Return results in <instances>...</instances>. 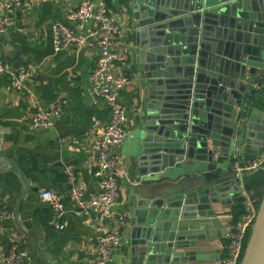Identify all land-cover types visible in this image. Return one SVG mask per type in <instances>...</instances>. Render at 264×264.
Instances as JSON below:
<instances>
[{"label":"crops","instance_id":"crops-1","mask_svg":"<svg viewBox=\"0 0 264 264\" xmlns=\"http://www.w3.org/2000/svg\"><path fill=\"white\" fill-rule=\"evenodd\" d=\"M81 1L23 0L13 13L11 27L0 31V53L5 63V57L10 56L12 67L25 64L35 67L37 71L35 80L21 92L13 91L6 78L0 79V154L12 160L19 168L30 189L20 199V175L13 168L3 169L0 166V203L11 214L6 227L0 231V264H3L10 244L15 240L20 242L25 253L21 264H95L96 239L111 233L119 236L120 246L110 264L130 262V248L136 240L129 235L127 225V219L133 213L137 201L135 194L132 197V192L140 188L137 183L139 172L142 174L144 168L148 167L141 166L139 162L153 163L156 158L153 153L155 144L150 140L152 136L148 138L144 129L145 111L149 102L147 92L153 90L150 89L153 80L149 78V72L140 63L141 59L135 51L134 14L131 10L126 12L132 6V0H105L114 21L125 28L115 46L125 56L126 62L113 66L112 70L129 77L128 85L120 93V102L127 113L128 136L113 150L117 156V169L121 173L118 179V201L111 208L90 218L77 216L65 196L67 185L64 167H74L85 200L100 195L93 174L96 170L98 140L110 115L104 101L93 97L89 89V75L97 57L94 40L91 38L82 49L71 47L59 53L53 50V26L57 23L70 25L66 17L76 10ZM90 1L98 3L100 0ZM2 2L0 0V17L3 14ZM251 11L256 16H263L264 4L259 5L256 13ZM182 26H176L174 30L186 31L187 26ZM243 27L239 24L227 26L223 37L228 43L234 44L239 30L242 43L248 39L252 42L253 33H244L249 28L244 30ZM92 30L93 27L88 24L83 32L90 35ZM171 32V29L159 30L162 36H157V41L164 47H173L177 39ZM145 39L151 41L150 37ZM171 54L174 60L183 57V54L174 51ZM252 85L259 87L258 90L254 89L251 96L252 107L263 115L252 114L250 128L247 124L248 127L243 131V148L246 143L250 145L245 157L251 159L256 155L257 143L264 137V71L256 76ZM59 96L66 101V105L63 115L56 120L53 128H32L30 118L34 107H45ZM203 98L204 101L210 99L206 94ZM239 179V183L246 190L251 188L248 191L254 194L260 189L255 183L260 180L264 182V167ZM168 182L164 180L161 184ZM47 190L64 198L67 214L63 231L48 226L51 205L40 197ZM214 198L217 202L209 205L205 211L197 203L189 207L187 213L191 218L183 221L190 226L184 243L190 244L193 241L196 247L190 252L201 255V260L195 261V264H220L226 254L225 238L234 221L233 212L237 207L241 210L240 198L234 192L231 195L229 192L215 193ZM165 199L163 193L147 200L163 202ZM200 211L215 214V218L210 219L213 224L200 226ZM158 254L155 256L157 259L160 257Z\"/></svg>","mask_w":264,"mask_h":264},{"label":"water","instance_id":"water-1","mask_svg":"<svg viewBox=\"0 0 264 264\" xmlns=\"http://www.w3.org/2000/svg\"><path fill=\"white\" fill-rule=\"evenodd\" d=\"M262 4L264 0H132L127 9L134 14L136 54L153 80V90L147 92L144 129L148 138L152 136L156 157L153 163L139 162L148 167L139 172L140 188L132 192L137 201L127 225L136 240L129 264L200 261V254L190 252L196 247L194 242L184 243L190 226L183 221L191 218L189 207L197 203L205 211L217 202L215 193L238 194L236 160L251 163L264 155V137L252 159L245 157L250 145L243 148L242 140L251 115H263L251 100L252 82L264 71V15L256 16L251 10L256 13ZM181 24L187 26L186 31L174 30ZM231 24L249 28L243 32L253 33L252 42L242 43L238 30L237 42L228 43L223 36ZM162 29H171L177 39L173 47L157 41ZM149 37L151 41L145 39ZM173 51L183 54L182 59H171ZM5 59L11 66L10 56ZM205 94L210 99L204 101ZM0 166L20 175L22 199L30 190L26 177L2 154ZM164 180L169 182L161 184ZM163 193V202L147 200ZM198 217L200 226H206L213 224L210 219L215 214L201 212ZM240 264H264V193Z\"/></svg>","mask_w":264,"mask_h":264},{"label":"built area","instance_id":"built-area-1","mask_svg":"<svg viewBox=\"0 0 264 264\" xmlns=\"http://www.w3.org/2000/svg\"><path fill=\"white\" fill-rule=\"evenodd\" d=\"M23 0H3V14L0 17V31L8 29L13 24V13ZM66 20L70 25L57 23L52 28V46L55 53L65 51L71 47L82 49L89 40H94L97 50L95 65L89 75V89L93 97L101 99L109 108V120L104 126L96 153V170L94 177L97 180L100 195L92 200H85L78 183L75 169L71 165L64 167L66 179V198L72 204V209L77 216L90 218L111 208L119 199V177L121 173L117 169V156L114 148L120 146L127 138L126 130L127 113L120 102V93L129 83V77L125 73H115L113 66H120L126 62L125 56L116 49V43L121 38L125 28L117 24L110 14L105 0L98 3L90 0H82L76 10L70 12ZM93 27L90 35H86L83 29L86 25ZM37 76L36 68L30 65L20 64L8 66L0 53V79L6 78L13 91L25 90L27 84L34 81ZM258 90V86L254 87ZM66 101L57 97L47 106L36 105L30 118V125L34 129H51L56 120L63 115ZM235 157L238 156V143L240 142L239 129L235 134ZM264 166V156L255 162L243 163L236 160L233 171L240 178L251 174ZM240 180V179H239ZM43 201L51 205V215L48 226L56 231L65 229V216L67 210L63 196L55 195L52 191H44L40 195ZM238 197L241 202V215L233 221L230 231L226 234V254L221 258L220 264H240L245 247L256 221L259 203L239 184ZM11 214L0 203V231L6 226ZM120 246V238L116 234L101 235L96 239L95 264H110L112 256ZM25 259V253L19 241H12L3 264H21Z\"/></svg>","mask_w":264,"mask_h":264},{"label":"trees","instance_id":"trees-1","mask_svg":"<svg viewBox=\"0 0 264 264\" xmlns=\"http://www.w3.org/2000/svg\"><path fill=\"white\" fill-rule=\"evenodd\" d=\"M264 167V166H263ZM257 185L258 188L260 189H257L256 193H252V196L257 200L258 203H260V200L263 196V193H264V182L263 181H258L255 183ZM248 188V187H247ZM253 189V188H252ZM248 190L251 191V188H249ZM241 215V210L239 207H237L234 212H233V218L234 220H236L239 216Z\"/></svg>","mask_w":264,"mask_h":264}]
</instances>
